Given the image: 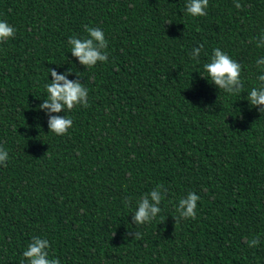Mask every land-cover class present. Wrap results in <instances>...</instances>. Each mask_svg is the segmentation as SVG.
<instances>
[{"label":"trees","instance_id":"1","mask_svg":"<svg viewBox=\"0 0 264 264\" xmlns=\"http://www.w3.org/2000/svg\"><path fill=\"white\" fill-rule=\"evenodd\" d=\"M188 2L0 0L16 30L0 43V264H27L34 236L61 264H264V114L246 99L262 74L264 0H209L202 17ZM85 25L108 41L90 69L68 43ZM215 48L241 64V95L205 78ZM49 69L88 89V107L53 113L73 120L63 136L38 108ZM157 185L161 213L136 226ZM190 192L196 218L176 223Z\"/></svg>","mask_w":264,"mask_h":264},{"label":"clouds","instance_id":"2","mask_svg":"<svg viewBox=\"0 0 264 264\" xmlns=\"http://www.w3.org/2000/svg\"><path fill=\"white\" fill-rule=\"evenodd\" d=\"M235 7L240 9L242 5L234 0ZM209 0H189L186 5V12L192 17H202L207 15ZM170 23V22H169ZM87 36L83 39L75 36L68 40L71 46V54L76 57L79 63L85 68H93L98 62H107L108 54L106 49L108 41L105 39L104 32L99 28L84 26ZM16 30L14 26L6 21H0V43L15 37ZM256 47L264 48V33H261L256 40ZM203 45L192 49V59L198 60ZM256 66L262 73L257 77L259 84L253 87L248 93L246 99L250 106L257 107L261 114H264V57L256 60ZM204 71L207 73L208 80H211L219 90H223L228 95H241L244 84L241 80V64L231 58L226 52L220 48L213 50L209 63L204 65ZM52 80L45 85L46 99L38 106L39 110L46 111L48 114L49 132L63 136L68 134L70 128L73 127V120L66 115H53L61 112H70L77 106L88 107V89L80 82L79 78L75 81L67 79V75L72 73L71 69L65 74H57L56 71L49 69ZM204 77V76H202ZM9 160L8 151L0 146V166H7ZM162 185L157 187L150 193H146L137 202V208L132 215V220L136 226L150 224L161 213V201L164 199ZM200 196L194 192H190L187 197L179 200L176 209L178 216L173 217L176 223L180 219H195L197 201ZM165 218L161 217V223ZM134 238H140L141 233H129ZM260 243L259 237H255L248 241L250 247H256ZM51 247L46 238L39 236L32 237L31 242L27 245L23 252V257L27 264H61L57 258H50L48 249ZM22 264L24 262L22 261Z\"/></svg>","mask_w":264,"mask_h":264}]
</instances>
